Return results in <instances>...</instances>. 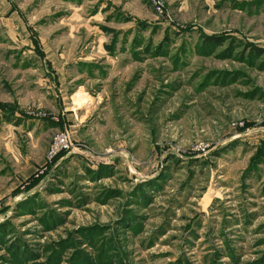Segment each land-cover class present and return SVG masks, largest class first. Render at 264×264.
I'll list each match as a JSON object with an SVG mask.
<instances>
[{"label":"rangeland","instance_id":"374dc122","mask_svg":"<svg viewBox=\"0 0 264 264\" xmlns=\"http://www.w3.org/2000/svg\"><path fill=\"white\" fill-rule=\"evenodd\" d=\"M0 264H264V0H0Z\"/></svg>","mask_w":264,"mask_h":264},{"label":"built area","instance_id":"2783aa9c","mask_svg":"<svg viewBox=\"0 0 264 264\" xmlns=\"http://www.w3.org/2000/svg\"><path fill=\"white\" fill-rule=\"evenodd\" d=\"M71 144V137L68 133V131H61L59 132L55 139L54 142L52 143V147L50 150V155H54L61 150L68 148Z\"/></svg>","mask_w":264,"mask_h":264},{"label":"trees","instance_id":"16d2710c","mask_svg":"<svg viewBox=\"0 0 264 264\" xmlns=\"http://www.w3.org/2000/svg\"><path fill=\"white\" fill-rule=\"evenodd\" d=\"M209 38H210V39H208L209 42H211V41H212V42H218V41H220L219 38H218V39L215 38V37H209Z\"/></svg>","mask_w":264,"mask_h":264}]
</instances>
